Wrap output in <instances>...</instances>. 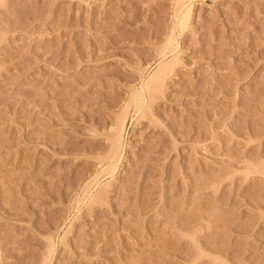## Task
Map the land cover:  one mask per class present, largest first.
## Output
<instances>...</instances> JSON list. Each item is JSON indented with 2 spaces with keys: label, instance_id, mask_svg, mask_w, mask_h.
<instances>
[{
  "label": "rangeland",
  "instance_id": "obj_1",
  "mask_svg": "<svg viewBox=\"0 0 264 264\" xmlns=\"http://www.w3.org/2000/svg\"><path fill=\"white\" fill-rule=\"evenodd\" d=\"M0 264H264V0H0Z\"/></svg>",
  "mask_w": 264,
  "mask_h": 264
},
{
  "label": "bare ground",
  "instance_id": "obj_2",
  "mask_svg": "<svg viewBox=\"0 0 264 264\" xmlns=\"http://www.w3.org/2000/svg\"><path fill=\"white\" fill-rule=\"evenodd\" d=\"M188 1H189V0H188ZM184 2H185V1H184ZM184 2H183V3H184ZM186 3H187V1H186ZM188 3H189V2H188ZM188 3H187V4H188ZM184 5H185V4H184ZM186 9H188V7H187ZM189 9H190V6H189ZM187 13H188V12H187ZM185 14H186V13H185ZM185 14H184V16H185ZM187 16H188V14H187ZM185 17H186V16H185ZM185 17H183V18H185ZM186 18H187V17H186ZM182 20H183V19H182ZM185 21H186V20H185ZM183 22H184V21H183ZM163 67H164V66H163ZM164 68H165V67H164ZM164 68L162 69V67H161L160 71H159V72L157 71L158 74H157V72H156L155 76H156V75H157L156 77H158V76H164V75H163V72L167 71V70H165V69H167V68H165V69H164ZM164 70H165V71H164ZM165 73H166V72H165ZM153 77H154V76H153ZM158 78L160 79L161 77H158ZM152 79H153V78H152ZM154 79H155V77H154ZM157 80H158V79H156V81H157ZM151 83H152V82H151ZM153 84H154V82H153Z\"/></svg>",
  "mask_w": 264,
  "mask_h": 264
}]
</instances>
